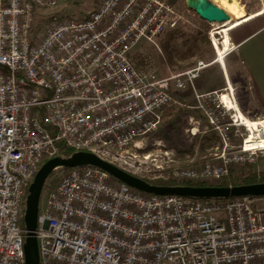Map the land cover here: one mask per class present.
Returning a JSON list of instances; mask_svg holds the SVG:
<instances>
[{"label":"built area","instance_id":"obj_1","mask_svg":"<svg viewBox=\"0 0 264 264\" xmlns=\"http://www.w3.org/2000/svg\"><path fill=\"white\" fill-rule=\"evenodd\" d=\"M60 2L0 0V264H26L24 199L40 164L60 157L59 145L143 180L176 183H218L264 156V119L253 130L245 124L251 118H241L235 89L196 90L211 64L165 78L136 64L143 39L154 43L177 28L170 0H100L84 19L52 17L36 32L39 11ZM220 29L210 33L213 63ZM186 90L196 104L185 107L201 114L220 145L200 166L179 168L172 151L145 153L138 143L177 104L172 92ZM53 173L35 230L40 264H264V197L148 195L91 166Z\"/></svg>","mask_w":264,"mask_h":264},{"label":"rangeland","instance_id":"obj_2","mask_svg":"<svg viewBox=\"0 0 264 264\" xmlns=\"http://www.w3.org/2000/svg\"><path fill=\"white\" fill-rule=\"evenodd\" d=\"M99 2L100 0H61L60 4L55 9L39 11L43 14L41 15V19H43L44 24L43 26H38V24H35V30L38 32L42 29V27H47L52 17L55 19H84L97 7ZM244 2L247 5L246 8H248V13L257 12L264 9V0H244ZM171 3L178 20L176 31L172 36H168V32H166L159 38H156L154 43H150L146 39H143L134 50V60L136 64L141 68H147L151 66L159 78H165L171 76L172 74L174 75L189 69H193L197 66L199 61H203L206 64L211 65L205 69L201 73L200 78L195 81V88L198 93L223 91L226 88L227 82H230V84H233L235 89L236 99L238 96V98H241V101H244L246 92L245 89L250 83V78L249 72L246 69V64L244 67V64L242 63L244 60L247 61V64L251 61V64L255 65V67L261 68V70L264 71V51L260 53H254L252 58L249 57V54H244L243 51H240V53H232L230 55V52H227V56L225 57L226 68H224L221 62L213 63L217 55L215 49L208 46L206 41H204L206 22L201 20L192 10L188 9L185 2L181 1L179 4H176L172 0ZM190 4L194 5L192 2ZM260 24L264 25V20L259 23V25ZM208 26L210 29L206 35L211 42L210 33L214 32L219 27H222L221 25L217 24H209ZM221 31L222 29H220V32ZM230 36L231 42L233 43L234 38L231 34ZM217 39L219 42H224V34L217 36ZM240 56L243 62L241 61ZM247 67L249 66L247 65ZM224 71L228 78L227 80L226 76L224 75ZM262 75H264V72ZM173 97L174 100L177 101V104L173 103L165 111V120L161 126L163 124L167 125V122L169 121L168 119L170 118V112L174 114L177 112L178 108H183L185 105L194 106L196 104L195 96L192 90L174 91ZM242 103L240 102L242 107L241 110L244 111V105ZM259 108L264 109V106L261 105ZM191 117L194 118L193 116L183 114L178 118L181 127L179 129H181L180 132L182 133V135L179 136L181 139L179 141L184 144L183 146L161 140L160 137L155 134L157 130L144 141H139L138 146L141 147V149L143 148V152L151 154H155L157 149L172 151L173 158L176 161L174 164L179 168L200 166L205 161H208L209 159H206V157H211L212 153L215 151H211L209 149L200 151V147H196L194 154H190L188 152L182 154L178 153V150H184V147L186 148L189 144L194 142L196 135L205 134L209 129H211L210 127H207V123L202 119V117L199 119L194 118L192 121H190ZM263 119L264 118H262V120ZM166 128L169 129L168 126ZM193 132L196 133V135H193ZM151 147H153L152 150L149 149ZM133 149L136 150L137 147L134 146ZM158 153L163 154L164 152ZM40 168L41 167H39V169ZM251 168L256 172H264V156H260L257 160V163ZM57 176V173H53L48 178L44 186L40 200V211L45 207L49 186L53 183H57ZM164 179L171 180L169 176H166ZM25 208L26 197L24 199V210ZM20 225L22 228L26 229L23 218Z\"/></svg>","mask_w":264,"mask_h":264},{"label":"water","instance_id":"obj_3","mask_svg":"<svg viewBox=\"0 0 264 264\" xmlns=\"http://www.w3.org/2000/svg\"><path fill=\"white\" fill-rule=\"evenodd\" d=\"M189 7L201 20L208 24H218L223 27L231 20L230 16L224 10L212 2L201 1L198 5H190ZM87 166L98 168L108 173L118 182L148 195H175L199 200L264 197V183L234 187H160L151 185L143 179L128 174L89 152L74 153L69 158L56 157L47 161L38 170L28 189L26 208L23 216V221L28 231L24 244L26 264H40L39 247L35 230L38 224L41 195L48 178L58 168L75 169Z\"/></svg>","mask_w":264,"mask_h":264},{"label":"trees","instance_id":"obj_4","mask_svg":"<svg viewBox=\"0 0 264 264\" xmlns=\"http://www.w3.org/2000/svg\"><path fill=\"white\" fill-rule=\"evenodd\" d=\"M205 25H206L205 26V32L206 33L204 36L205 37L204 41H206L208 46L213 48L211 42L208 39V36L206 35L208 30L210 29L208 26L209 24L205 23ZM176 29L168 30L167 35L172 36L173 33L176 31ZM221 76H222V74H221ZM173 92H172V95H173ZM243 112H244V114H246L245 111H243ZM183 114H186L188 116H193L196 119L201 118V114L196 110H189L186 107L178 108L177 112H175L174 114L170 112V118L168 119L169 121L167 122V125H165V124H163L162 126L160 125V127L157 129V132L155 134H157L161 140H164L168 143L169 142L172 144L176 143L179 146H183L184 144H182L181 141H179V140H181L179 136L182 135V133L180 132L181 129H179V128H181V127H180V124L178 121L179 116L183 115ZM259 120H262V119L259 118ZM167 126L169 127V129L166 128ZM194 139H195L194 142L189 144L188 147H186V148L184 147V150H182V149L178 150V153L182 154V153L188 152L190 154H194L196 147H200V151L201 150L203 151L205 149L215 151V149L220 145V138L217 135V133L214 132L212 129H209L208 132H206L205 134L196 135ZM59 147H60V155H59L60 157L69 158L75 153L74 151H71V150L63 147V145H59ZM149 149L152 150L153 147H151ZM211 157H212V155H211ZM211 157L207 156L206 159H211ZM47 161H49V160L45 159L40 164V167H42ZM197 163H199V162H197ZM251 167L252 166L245 165V166L239 167L238 169H233V170H231V172L229 173L228 176H226L225 178L220 180L218 183H176V182L169 180V179L168 180L167 179H159V180H146L145 179V181L150 183L151 185L160 186V187H171V186L234 187V186L264 183V172H256ZM66 170H68V169H66ZM55 185H56V183H53L52 185L49 186V189L52 190L53 188H55ZM27 196H28V191L26 192V198H27ZM229 200H231V199H229ZM229 200L211 199V200H203V201L225 202V201H229Z\"/></svg>","mask_w":264,"mask_h":264},{"label":"crops","instance_id":"obj_5","mask_svg":"<svg viewBox=\"0 0 264 264\" xmlns=\"http://www.w3.org/2000/svg\"><path fill=\"white\" fill-rule=\"evenodd\" d=\"M181 1L185 2L188 9H190L189 6L191 5L190 4L191 2L194 5H198L201 1H207V2H212L220 7V2L222 0H197V1L196 0H173V2L176 4H179ZM230 1H233V0H230ZM237 2H238L240 10L243 12L245 17H251V16H256V17L248 22H245L244 24L237 27L236 29L228 32V37L230 40L229 48H228V51H230L229 55L232 53H237V52L240 53V51H243L244 54H249V57L252 58L254 53L256 52L260 53L264 51V25L263 24L259 25V23H261L264 20V13L261 14L263 10L248 13L247 12L248 8H246L247 5L244 2V0H237ZM230 34L234 38L233 43L231 42ZM224 40H225V35H224ZM240 59H241V56H240ZM241 61L243 62L242 59ZM218 62L220 61H217V63ZM244 62L242 64H244V67L246 64V69L249 72V78H250L249 82L250 83L248 87L245 89L246 92H245L244 101H241V98L240 97L238 98V96H237V99H238L240 108H241L240 102L241 103L243 102L242 104L244 105L243 106L244 111L246 114L249 115L247 116L250 117L252 121H258L259 118L260 119L264 118V109L259 108L261 105L264 106V75H262L264 71L261 70V68L255 67V65L251 64V61L248 64H247V61L244 60ZM223 63L225 65V56H224ZM247 65L249 67H247ZM224 68H226V66H224ZM230 85L233 87V84H230ZM210 92H214V91H210Z\"/></svg>","mask_w":264,"mask_h":264},{"label":"bare ground","instance_id":"obj_6","mask_svg":"<svg viewBox=\"0 0 264 264\" xmlns=\"http://www.w3.org/2000/svg\"><path fill=\"white\" fill-rule=\"evenodd\" d=\"M220 7L231 18L230 22L226 23L225 26L222 27L221 33L225 35V40H224V42H222V46L221 47L216 46L217 47V52L219 54L218 61H220L221 64L224 65V63H223L224 56H226V52H228L229 43H230V40H229V37H228V32L236 29L237 27L241 26L245 22H248V21L252 20L256 16L245 17L244 14H243V12L239 8V5H238L237 0H233V1H230V0H222L220 2ZM263 13H264V9L261 12V14H263ZM257 16H259V15H257ZM227 83L229 84L230 89L234 92V88L230 85L229 82H227ZM222 100L225 103L229 104V97L227 96V94H225V93L223 94ZM227 106H230V105H227ZM239 112H240L241 118L243 119L245 116L243 115V113L241 112L240 109H239ZM244 122L252 130H253V128H257L258 127V121H251V120L246 119V121H244ZM257 144L258 145H261V147H264V137L262 138L261 143H257Z\"/></svg>","mask_w":264,"mask_h":264}]
</instances>
